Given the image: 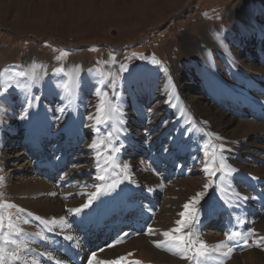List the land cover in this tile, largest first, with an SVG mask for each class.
<instances>
[{"label":"rangeland","instance_id":"1","mask_svg":"<svg viewBox=\"0 0 264 264\" xmlns=\"http://www.w3.org/2000/svg\"><path fill=\"white\" fill-rule=\"evenodd\" d=\"M101 99L120 104L122 113L97 134L89 117ZM98 138L124 145L112 162L109 148L98 156L89 147ZM221 144L224 163L238 170L227 180L205 171ZM45 160L69 164L53 174ZM123 164L130 181L136 178L125 189L127 202L143 210L156 202L155 234L123 231L120 243L110 240L100 251L115 249L122 264H191L153 241L204 191V212L192 229L198 238L212 246L239 231L251 246L237 240L224 264H264V243L256 246L264 238V199L257 197L264 194V0H0V201L32 214H19L29 220L20 224L33 249L29 260L34 245L56 242L52 233L72 235L62 228L66 220L83 219L85 209L77 215L46 205L62 195L56 188L86 175L67 187L65 201L80 207L118 175L127 188ZM32 178H45L50 190L26 192ZM8 211L15 218V209ZM53 218L58 224L48 231L42 221ZM209 226L219 230L209 235ZM41 231L44 238L32 235Z\"/></svg>","mask_w":264,"mask_h":264},{"label":"snow or ice","instance_id":"2","mask_svg":"<svg viewBox=\"0 0 264 264\" xmlns=\"http://www.w3.org/2000/svg\"><path fill=\"white\" fill-rule=\"evenodd\" d=\"M63 55V54H62ZM159 63V61H156ZM19 75H25V73L21 72ZM118 79V77H117ZM11 87V86H9ZM8 89H5L7 92ZM105 97L107 93L103 94ZM29 106H31L29 102ZM97 115L90 116V119H94L96 121L95 132L99 134L101 132V128L99 125L101 123L111 124L112 120L116 117H119L122 113V108L120 104L114 103L112 100H108L107 102L104 99H101L99 104L97 105ZM112 133L108 132L107 136L109 138L112 137ZM90 148L97 149V155H101L99 149L101 148H109L108 157L106 163L113 161L112 152H120L124 147L123 144H120L119 147L113 145L111 143V139H96L89 145ZM226 146L221 144L218 146V151L221 153V161L217 163L215 159V153L211 154L210 162L207 164L205 171L212 176H217V174H222L225 179H231L234 177V174L238 171L235 168L230 166H226L223 161V152H225ZM209 155L206 153V156ZM120 167V165H116ZM97 167H102L99 162L97 163ZM130 168L129 164H123L120 167V174L123 175L124 179L131 180V176L129 175L128 169ZM3 178H0V182H2ZM99 179L104 180L105 177L101 175ZM135 183V181H132ZM118 181H113L112 184L107 187L103 185H97L96 191L89 195L88 202L81 205L77 208L69 209L70 212L74 214H80L84 209L89 208L92 205L93 200L97 199L98 196L105 192L111 191L115 187L118 186ZM214 182H210L206 184L205 189L213 187ZM228 185L221 187V191H228ZM237 199H248V197L241 195L235 190H232ZM205 197V192L201 191L193 196L188 202H186L182 207L183 210L179 213L180 219L175 221L176 227L164 231L161 233L163 239L155 240L153 243L158 248H165L167 251L174 252L175 254H179L181 258L189 260L191 264H201L202 261L207 260L210 256H215L219 259V264H224V261L231 257L232 253L235 251V248L232 246L233 241L243 240V243L246 247H250L251 245L248 242L247 235L242 234L239 231H230L226 233V239L223 241L217 242L215 245L209 246L208 243L198 238V233L193 231L199 223V217L204 212V207L201 204V201ZM15 209V218L14 214L9 212L8 210ZM27 213V210L16 205L15 203L0 201V264H39V261L33 259L29 260L27 257V253L33 251V249L29 248L28 243L21 239L23 236L29 235L24 231L20 224H28L29 220L25 217L22 221L19 217V214ZM27 215H32L31 213H27ZM37 220H41L40 217H36ZM64 218L61 217L59 222H63ZM42 223L46 226L48 231L54 230V226L58 224L56 218H53L51 221H42ZM149 235L155 234V231L152 227H148L147 229ZM32 235L40 236L44 238V232L34 233ZM68 241H73L75 239L72 235H67L65 237ZM120 240H117L116 243H120ZM77 246L79 245V241L76 242ZM260 243H264V238H259L256 241V246L259 247ZM111 247V245H109ZM103 251V249L101 250ZM96 253L93 252L91 256L87 260V264H122L125 260V257L121 256L115 260H107V261H98L96 259ZM51 259L52 257L49 256ZM55 264H61V261L56 260ZM135 264H141L140 261H135Z\"/></svg>","mask_w":264,"mask_h":264},{"label":"bare ground","instance_id":"3","mask_svg":"<svg viewBox=\"0 0 264 264\" xmlns=\"http://www.w3.org/2000/svg\"><path fill=\"white\" fill-rule=\"evenodd\" d=\"M215 159L217 163H219L221 156H217ZM69 161H71V159H69ZM69 161L68 163L65 161H59L57 163L55 160H45L42 163V167L50 169L54 174L58 171L61 164L63 168L67 169ZM83 176L85 177L86 175ZM83 176L78 179H74V177L69 180L67 179V183L58 186L56 189L60 190L58 192L62 195L58 199L51 200L50 198V200L46 201V205H56L58 208L65 207L63 212L69 211V209L72 208L71 203H69V200H65L71 198V193H69L67 187L74 188L77 184L82 183ZM122 180L123 178H120L118 175L117 180H115L119 182L118 186L111 191H107L109 193L107 199L102 201L106 197L103 198V192L96 201L92 202L89 208L85 209L82 217L83 219L77 222L79 225L72 224L68 220H66V223H63V230L71 233L72 236L75 237L73 241L66 240L64 234H56L54 232L53 237H55L56 242L51 246L46 244L34 245L35 252L34 255L31 254L32 257L30 260L35 259L39 261V264H55L56 260L61 261V264H87V260L93 252L97 254L96 259L98 261L101 257L105 258L108 254L111 255V257L109 256L110 260H115L122 256H117L115 249L108 248L105 252L100 251V248L105 247L107 242L110 240H118L122 238V236H125L126 234L123 231H126L128 236H132L137 233L138 230L149 235L147 229L150 227L149 224L153 218L152 213L156 206V202H151L149 200L145 205L146 210L130 204L125 198V189L132 190L134 183L130 180H126L127 188H125L124 181ZM135 180L136 178H133V181ZM50 187L51 186L45 178H32L28 184L25 185V190L26 192L29 190L32 192L40 190L49 191ZM257 197L259 199H264V194L262 195L260 193ZM44 199H46V197H44ZM43 203L44 202H39L38 204L42 205ZM241 207L243 208V206ZM213 214L214 216H218V210ZM207 229L206 232L209 235L219 230L214 226H209ZM149 236L154 237V234ZM77 241H79L78 246L76 243ZM236 242L237 241H233L232 244L235 245ZM49 256L52 258L50 259ZM248 258L250 262L254 261V256H248ZM180 264H185V261Z\"/></svg>","mask_w":264,"mask_h":264}]
</instances>
